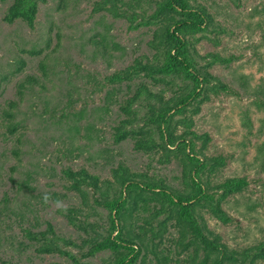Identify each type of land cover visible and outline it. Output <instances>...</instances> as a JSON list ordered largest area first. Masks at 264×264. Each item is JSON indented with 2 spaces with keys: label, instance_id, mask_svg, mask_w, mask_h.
I'll use <instances>...</instances> for the list:
<instances>
[{
  "label": "rangeland",
  "instance_id": "1",
  "mask_svg": "<svg viewBox=\"0 0 264 264\" xmlns=\"http://www.w3.org/2000/svg\"><path fill=\"white\" fill-rule=\"evenodd\" d=\"M101 1L42 0L31 28L18 20L5 23L11 0L0 1V264L72 263L56 252L38 253L36 248L46 239H54L61 250L87 264L108 260V251L80 257L85 246L80 250L76 246L87 234L77 225L103 226L107 212L94 205L90 188L82 187L85 199L69 188L71 181L62 173L66 169L112 181V171L121 165L171 188L181 189L185 182L174 159L165 162L157 150H137L129 137L112 142L114 128L125 117L119 106L139 83L161 93L164 100L184 87L189 90L191 84L174 79L177 87L154 86L136 76L127 87L125 82L106 85L104 77L136 60L144 62L153 53L148 43L155 26L129 28V20L119 15L146 17L154 0H138L141 8L121 5L128 0H113L116 16L93 11ZM189 4L203 6L212 17L211 26L190 38L188 52L194 68L216 80L197 112L190 114L196 105L191 101L184 116H190L192 131L208 136L205 156L224 159L215 173L200 178L210 185L227 178L246 181L240 192L220 205L228 217L226 224L204 210L199 213L228 249L258 247L264 253V110L256 106L264 95V0H189ZM18 59L23 65L16 71ZM42 61L45 78L38 68ZM26 76L40 84L19 97L17 84ZM106 90L112 92L110 104L104 100ZM9 101L17 103L11 118L4 115ZM137 113L132 129L141 125L146 109L137 108ZM179 132L178 128L175 133ZM150 136L159 143L154 131ZM44 193L63 201L65 210L42 204ZM139 225L138 218L133 228ZM25 230L36 238L26 237ZM177 238L176 230L167 228L154 253L147 244L133 264H209L202 252L195 257L191 248L180 252ZM252 264H264V257Z\"/></svg>",
  "mask_w": 264,
  "mask_h": 264
},
{
  "label": "trees",
  "instance_id": "2",
  "mask_svg": "<svg viewBox=\"0 0 264 264\" xmlns=\"http://www.w3.org/2000/svg\"><path fill=\"white\" fill-rule=\"evenodd\" d=\"M41 1L11 0L3 21L11 24L18 20L31 28L37 4ZM121 5L127 8H141L138 0H128ZM152 7V12L146 17L142 13H131L128 17L125 12L119 16L129 20V28H136L138 25L155 26L148 43L153 53L149 58H145L144 62L136 60L124 70L104 77V83L111 86L125 82L127 87L131 80L138 76L148 79L154 86L162 84L177 87L174 79L184 82L188 80L191 86L189 90L184 87L180 93H173L169 99L164 100L161 93L152 92L147 86L139 83L133 94L119 106L125 117L114 128L112 142L118 143L129 137L134 139V148L137 150H157L165 162L169 158L174 159L185 182L183 181L181 189L171 188L160 179L130 173L121 165L112 171V181H99L96 176L87 174L84 170H64L63 175L71 181L70 189L85 199V190H82V187L90 188L94 205L107 212V220L103 226L96 223H83L82 227L77 225L87 236L76 247L80 250L85 246L86 250L80 255L82 258L108 251L109 258L104 264H133L141 248L146 249L147 244L151 247L149 251L154 253L155 246L164 232L171 228L178 233L176 244L181 248L180 252L191 248L194 257L196 253L202 252L204 257L209 258V264H252L257 257H264L261 248L249 247L239 252L228 249L220 242L219 236L207 228L199 213L204 210L221 224H226L228 217L221 209V203L227 196L240 192L246 185L243 178H227L214 185L200 178L203 173H215L223 165L224 159L220 156H205L203 151L208 136L192 131L190 116H184L191 101L196 102L190 111V114L194 115L198 110V103L206 99L205 92L215 89V85L210 84L216 79L204 70H196L188 52L190 38L211 26L212 17L203 6L190 5L189 0H154ZM97 10L117 15L113 0L96 3L93 11ZM136 20L137 25L134 23ZM43 61L38 68L42 78H45ZM22 65V59H18L16 71L20 70ZM192 70L196 73H191ZM35 84H40L35 77L26 76L24 82L17 84V95L22 96ZM39 86L42 88V85ZM111 94L110 90H106V104L111 103ZM16 106L15 101L7 102L4 115L11 118V111ZM134 106L135 109H132ZM256 106L264 110V95ZM141 107L146 109V113L139 119L141 125L132 129L138 120L137 108ZM175 116L180 118L174 119ZM178 128L180 132L175 133ZM13 129L14 125H11L10 131ZM152 131L157 134L159 143L150 139ZM196 143L200 145L196 147ZM109 191L112 192L108 194ZM144 212L147 217H143L146 214ZM138 218L141 225L134 229L133 222ZM46 231L51 233L49 226ZM24 232L29 239L36 238V235L28 230ZM63 243L72 245L70 242ZM36 251L56 252L68 257L72 262L70 264H87L61 250L54 239L43 240Z\"/></svg>",
  "mask_w": 264,
  "mask_h": 264
},
{
  "label": "clouds",
  "instance_id": "3",
  "mask_svg": "<svg viewBox=\"0 0 264 264\" xmlns=\"http://www.w3.org/2000/svg\"><path fill=\"white\" fill-rule=\"evenodd\" d=\"M41 202H42V204H44V205H49V204H51V205L54 206L57 210H60V211H64V210H65V208H64V202L61 201V200H59V199H57V200H53L49 193H44V194L42 195Z\"/></svg>",
  "mask_w": 264,
  "mask_h": 264
}]
</instances>
